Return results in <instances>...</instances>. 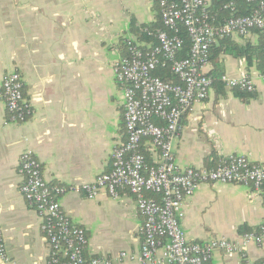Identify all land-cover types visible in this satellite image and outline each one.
Masks as SVG:
<instances>
[{
    "label": "crops",
    "instance_id": "crops-1",
    "mask_svg": "<svg viewBox=\"0 0 264 264\" xmlns=\"http://www.w3.org/2000/svg\"><path fill=\"white\" fill-rule=\"evenodd\" d=\"M210 6L219 0H208ZM152 0H0V90L5 73L20 72L31 116L13 123L0 97V224L9 261L0 264H52L43 216L21 194L19 158L33 150L51 184L92 182L111 169V152L125 141L124 92L113 63L132 38L159 22ZM239 45H261V36H231ZM224 75L247 73L256 89L236 94L225 83L195 103L182 119L174 141L181 168H212L223 158L246 155L264 167V81L258 60L219 55ZM213 62L207 69H213ZM242 90V89H241ZM142 147L156 155L147 142ZM152 151V152H151ZM151 194V193H150ZM62 207L88 236L85 256L138 253L144 223L135 196L120 190L113 198L67 193ZM181 225L192 242L238 239L264 222V193L243 184H202L183 204ZM249 230V231H250ZM244 231V232H242ZM248 258L218 250L206 264L264 261L262 246L251 244ZM114 264H141L138 260Z\"/></svg>",
    "mask_w": 264,
    "mask_h": 264
},
{
    "label": "built area",
    "instance_id": "built-area-1",
    "mask_svg": "<svg viewBox=\"0 0 264 264\" xmlns=\"http://www.w3.org/2000/svg\"><path fill=\"white\" fill-rule=\"evenodd\" d=\"M152 1L160 8L163 23V28L155 34L157 44L144 48L127 38L126 54L113 63L116 81L124 92L126 133L125 141L115 145L111 152V169L92 182L51 184L45 179L33 150L27 149L20 155L23 181L19 190L44 218L42 229L48 238L52 264H114L127 259L141 264H206L218 250L238 253L247 259L251 244L262 246L264 243V222L238 239L212 238L204 242L190 241L181 225L185 199L202 184H243L263 194L264 167L239 154L223 158L212 168H181L174 149L183 117L195 103L209 96L213 86V78L207 71L211 46L234 35L246 38L257 29L264 58V0H247L257 3L258 8L219 23L210 12L208 0ZM180 25L186 28L191 41L187 57H179L184 46L183 38L178 35ZM167 65L179 82H168L155 74L159 67ZM259 77L264 81V69ZM222 81L230 88L248 92L256 89L247 73L238 77L223 75ZM23 87L19 71L4 74L0 97L9 113L7 123L24 122L33 112L31 104L24 99ZM145 142L155 150L156 159L152 164L141 151ZM124 189L135 196L144 216L140 251H123L114 258L105 255L87 258L86 230L70 220L62 207V196L79 193L94 199L106 193L117 198ZM148 193L160 198L150 197ZM0 256L9 261L1 224ZM253 264H264V261Z\"/></svg>",
    "mask_w": 264,
    "mask_h": 264
},
{
    "label": "trees",
    "instance_id": "trees-1",
    "mask_svg": "<svg viewBox=\"0 0 264 264\" xmlns=\"http://www.w3.org/2000/svg\"><path fill=\"white\" fill-rule=\"evenodd\" d=\"M230 3H232V5L229 6V8L225 9L224 6ZM257 8V3L248 2L247 0H219L218 3H215V5L213 4L212 6H210V12L212 15L217 17V22L219 23L222 22L223 19L228 17L244 16L250 14L253 10ZM159 28H163L162 18H160L159 22H157L156 25L150 27L145 32H143L142 29L141 32L138 33L139 38L148 39V41L151 42L150 46L156 45L157 39L155 37V34L157 29ZM254 31H256L260 35L259 30L255 29L253 30V32ZM150 33H152V35H149ZM178 35L184 40V46L179 53V57H187L190 54L191 41L187 30L183 25L179 26ZM221 53L233 54L236 57L245 58L248 62H251L254 59L258 60L257 62H259V69H261V71L264 69V58L262 54L261 45L253 48L250 44L239 45V43H236V41L233 40L232 37L220 39L216 44L212 45L210 49V62H213L214 68L209 72V74L213 78V85H223L224 83L222 81V76L224 75V72L222 69L221 59L219 58V55ZM124 54H126V47L124 50ZM155 74L160 76L165 81L179 82V79L175 74H173L169 65H167L166 67H159L157 71H155ZM233 90L236 92V94L239 95L244 92V90H241L239 88H234ZM141 151L146 156L147 162H151V155L149 154L148 149L142 147ZM148 196L156 197V199L160 198L159 196L150 193H148ZM249 230L242 232L246 233L252 231Z\"/></svg>",
    "mask_w": 264,
    "mask_h": 264
}]
</instances>
